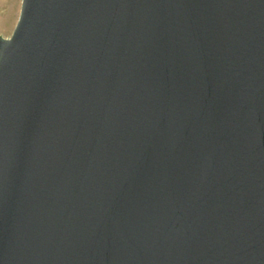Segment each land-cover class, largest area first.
Returning <instances> with one entry per match:
<instances>
[{
    "label": "water",
    "instance_id": "obj_1",
    "mask_svg": "<svg viewBox=\"0 0 264 264\" xmlns=\"http://www.w3.org/2000/svg\"><path fill=\"white\" fill-rule=\"evenodd\" d=\"M0 264H264V0H22Z\"/></svg>",
    "mask_w": 264,
    "mask_h": 264
},
{
    "label": "rangeland",
    "instance_id": "obj_2",
    "mask_svg": "<svg viewBox=\"0 0 264 264\" xmlns=\"http://www.w3.org/2000/svg\"><path fill=\"white\" fill-rule=\"evenodd\" d=\"M21 4V5H20ZM22 0H0V36L10 38L19 20ZM16 19L17 23H16Z\"/></svg>",
    "mask_w": 264,
    "mask_h": 264
},
{
    "label": "crops",
    "instance_id": "obj_3",
    "mask_svg": "<svg viewBox=\"0 0 264 264\" xmlns=\"http://www.w3.org/2000/svg\"><path fill=\"white\" fill-rule=\"evenodd\" d=\"M20 5H21V4H20ZM20 12H21V9H19V13H20ZM17 20H18V19H16V23H17Z\"/></svg>",
    "mask_w": 264,
    "mask_h": 264
}]
</instances>
